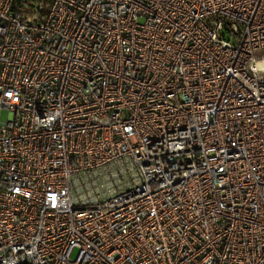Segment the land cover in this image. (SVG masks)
<instances>
[{"label": "built area", "instance_id": "obj_1", "mask_svg": "<svg viewBox=\"0 0 264 264\" xmlns=\"http://www.w3.org/2000/svg\"><path fill=\"white\" fill-rule=\"evenodd\" d=\"M262 48L264 0H0V264H264Z\"/></svg>", "mask_w": 264, "mask_h": 264}, {"label": "rangeland", "instance_id": "obj_2", "mask_svg": "<svg viewBox=\"0 0 264 264\" xmlns=\"http://www.w3.org/2000/svg\"><path fill=\"white\" fill-rule=\"evenodd\" d=\"M256 56L260 57V58H264V48L257 50L256 51ZM4 116H5V111L3 112L2 117H4Z\"/></svg>", "mask_w": 264, "mask_h": 264}]
</instances>
